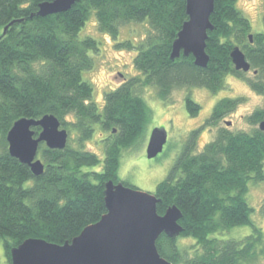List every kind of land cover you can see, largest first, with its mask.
I'll use <instances>...</instances> for the list:
<instances>
[{
  "label": "trees",
  "instance_id": "trees-1",
  "mask_svg": "<svg viewBox=\"0 0 264 264\" xmlns=\"http://www.w3.org/2000/svg\"><path fill=\"white\" fill-rule=\"evenodd\" d=\"M237 1L216 0L206 48L210 59L201 67L193 55L171 59L173 41L188 18L186 0H80L66 12L45 17L36 14L45 0H0V36L16 20L0 40V243L5 252L0 264H12L11 249L26 239L64 244L103 217L106 182L121 180L124 150L143 140L152 119L142 96L145 87L156 88L166 101L177 89L200 86L217 93L233 74L264 96V32L252 31ZM94 13L99 29L115 38L121 25L131 21H147L153 32L136 43L134 65L140 73L106 92L102 110L93 99L92 82L83 76L94 68L91 53H98V41L79 35ZM118 44L134 47L128 40ZM238 45L256 72L253 78L235 68L231 52ZM242 100L221 98L203 125L189 134L168 176L157 185L158 213L174 204L184 213L182 234L170 238L162 233L156 243L160 255L173 264H262L264 230L252 219L255 209L247 194L251 182H264V132L259 127L264 107L248 117L251 131L221 127L215 139L194 153L200 131L216 125ZM185 103L190 115L198 116L202 105L190 93ZM50 113L70 132L68 145L60 150L41 143L38 154L45 170L35 176L10 154L8 131L21 117L39 119ZM98 127L106 132L100 140L103 160L87 148ZM33 129L37 135L41 130ZM102 162L101 170H83ZM246 225L253 231L243 238L215 235ZM183 238L194 242L181 244Z\"/></svg>",
  "mask_w": 264,
  "mask_h": 264
},
{
  "label": "water",
  "instance_id": "water-1",
  "mask_svg": "<svg viewBox=\"0 0 264 264\" xmlns=\"http://www.w3.org/2000/svg\"><path fill=\"white\" fill-rule=\"evenodd\" d=\"M80 0H45L39 4L37 15L66 12ZM216 0H186L188 18L179 30L172 46L171 59L193 55L196 65L207 67L210 55L207 48L209 31L214 30L210 19ZM16 20L6 25L8 27ZM251 40H253L250 35ZM231 58L236 70L250 72L251 62L240 46L232 48ZM8 131L7 141L11 155L29 165L35 176L42 175L45 165L39 158L41 143L62 150L68 145L70 132L54 114L39 119L21 117ZM259 125L264 132V119ZM228 125L231 123L228 122ZM33 127H40L39 134ZM167 132L155 128L147 145L149 158L156 157L164 149ZM104 194L107 212L97 223L89 224L72 241L64 244L47 239L29 238L11 249L12 264H173L160 255L157 240L162 233L178 238L183 231L179 221L184 213L176 205L164 214L158 213L159 199L156 193L125 185L121 180L106 182Z\"/></svg>",
  "mask_w": 264,
  "mask_h": 264
},
{
  "label": "rangeland",
  "instance_id": "rangeland-1",
  "mask_svg": "<svg viewBox=\"0 0 264 264\" xmlns=\"http://www.w3.org/2000/svg\"><path fill=\"white\" fill-rule=\"evenodd\" d=\"M236 6L250 19L254 33L264 32V0H238ZM150 33L153 32H151L150 24L147 21H131L121 25L119 36L115 38L99 29L95 13L80 31L81 38L89 35L93 36L98 41L100 48L98 53H91L95 59L94 68L85 71L83 76L86 80L92 82L94 88L93 99L101 110L105 103L104 96L106 92L113 91L126 78L140 73L134 65V58L138 51L136 43H141ZM127 40L134 44L132 49L118 46V43ZM254 72L250 69V72H247V77L253 78ZM226 82L227 87L217 93H212L200 86L177 89L172 93V98L166 101L157 95L156 88L152 86L145 87L142 96L152 110V119L147 125L143 140H140L134 148L124 150L118 171L120 179L129 182L135 188L156 193L157 185L168 176L170 169L183 152L184 146L189 140V134L203 125L221 98L243 97V100L216 125L204 127L200 131L194 153L201 152L207 143L215 139L221 127H227L231 131H251L254 125L248 122V117L255 109L264 107V96L252 89L244 78L229 74L226 77ZM187 93H190L193 99L202 105L198 116H191L187 110L185 103ZM228 122L231 124L228 125ZM157 127L166 130L168 140L162 152L156 157L149 158L147 154L149 137ZM97 130L93 138L87 142V148L97 152L103 160L105 155L104 143L100 140L106 136V132L101 131L99 127ZM102 167L103 162L95 167L84 166L83 170L95 171L101 170ZM249 188L247 198L255 209L252 219H254L256 225L258 224L264 230V182H251ZM252 231L249 225L236 226L230 231L215 235L225 240L226 238L239 239L247 236ZM193 242L192 239L183 238V240H180L181 244L190 245ZM4 261L5 252L0 243V262L5 263ZM261 262L264 264V259Z\"/></svg>",
  "mask_w": 264,
  "mask_h": 264
}]
</instances>
